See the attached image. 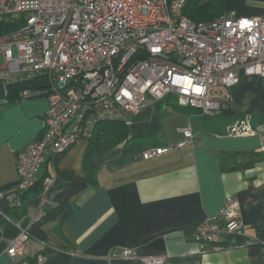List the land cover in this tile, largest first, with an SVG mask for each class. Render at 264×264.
<instances>
[{
  "label": "built area",
  "instance_id": "obj_1",
  "mask_svg": "<svg viewBox=\"0 0 264 264\" xmlns=\"http://www.w3.org/2000/svg\"><path fill=\"white\" fill-rule=\"evenodd\" d=\"M187 1L0 0V13L33 12L22 29L0 38L4 56L0 81L8 87L44 80L46 87L25 88L19 95H47L49 100L43 135L18 154L17 183L0 190V217L6 216L4 201L12 208L20 205L21 195L35 186L47 160L81 138H91L102 121L122 120L130 126L147 97L156 102L172 94L179 105L209 114L230 103V89L239 83L240 70L264 77V14L250 17L227 11L210 21H196L183 13ZM255 131L248 119L228 130ZM181 132L173 143L144 149L141 159L193 143L190 124ZM55 181L45 177L39 210L59 205ZM42 220L38 212L16 220L19 233L7 249L16 257L13 264L46 262L43 253L27 254L31 228ZM244 227L239 200L229 198L220 213L198 223L193 234L202 248ZM134 255L126 248L113 257Z\"/></svg>",
  "mask_w": 264,
  "mask_h": 264
},
{
  "label": "crops",
  "instance_id": "obj_2",
  "mask_svg": "<svg viewBox=\"0 0 264 264\" xmlns=\"http://www.w3.org/2000/svg\"><path fill=\"white\" fill-rule=\"evenodd\" d=\"M227 11L263 15L264 0H227ZM29 16V11L0 13V38L22 29ZM239 75V83L230 89L231 106L244 114L264 112V77L244 70ZM48 106L47 95L0 99V190L17 183L18 154L43 135ZM160 108L155 101L148 102L131 117L127 140L102 154H88L91 138H81L41 166L37 181L44 175L54 177L57 195L68 181L61 174L65 171L83 177L91 174L96 184H88L71 198L73 213L43 222L46 238L32 237L28 255L43 253L44 264H149L148 259H162L161 264H264V126L253 133H222L203 124L195 112L167 103ZM172 109L188 113H179L175 122L178 114ZM189 124L193 143L141 159L147 147L179 140ZM127 142L135 144L125 149ZM146 144L135 151L136 145ZM38 194L28 193L16 211L4 207L0 264H13L16 259L7 249L19 233L15 222L20 214L44 215L50 208L39 210ZM229 198L241 204L244 229L201 248L194 239L195 226L217 216ZM126 248L135 255L113 257Z\"/></svg>",
  "mask_w": 264,
  "mask_h": 264
},
{
  "label": "trees",
  "instance_id": "obj_3",
  "mask_svg": "<svg viewBox=\"0 0 264 264\" xmlns=\"http://www.w3.org/2000/svg\"><path fill=\"white\" fill-rule=\"evenodd\" d=\"M227 12V0H188L185 7L183 8V13L196 21H210L220 15ZM42 81V82H41ZM37 81V78H34L29 81L11 83L7 87V100L14 101L20 97V92L25 88H35V87H46L44 84L45 81ZM42 83V84H39ZM164 103L167 105H172L175 108L195 112L198 116L201 117L202 123L206 124L209 128H215L222 133H229L227 126L235 123L236 119L238 121L249 120L250 125L257 130L259 127L264 126V112H254L252 114H244L240 111H237L234 107L231 106V103L223 106L219 111L209 114H203L201 110L191 107H185L178 104L176 96L170 94L163 99L157 100L155 105L160 108ZM237 113V114H236ZM236 116L234 117V115ZM236 121V122H238ZM129 127L122 120H105L98 124L93 136L91 137V147L88 152L90 153H99L102 154L107 149L127 140L129 136ZM135 143H126L125 149L132 148ZM135 151H142L146 145H136ZM88 168V160L86 159V165ZM67 182L62 186V191L58 195L59 205L57 207L47 208L43 220L38 221L33 224L31 228V234L34 238L38 240H45L46 235L41 228L42 224L46 220H51L57 216L66 218L68 215L75 211V205L72 204L71 198L81 192L90 183L96 184L94 177L90 174L85 177L76 175L71 171H65L61 173ZM46 175L39 178L35 186L24 192L21 196L22 199L20 202H23L24 197L28 195L32 190H35L39 193L42 189L43 181ZM26 198V197H25ZM21 206L13 208L18 209ZM4 208V207H3ZM9 206L5 207L7 210ZM12 208V207H11ZM20 214V213H19ZM24 212L21 215H23ZM61 218V219H62ZM264 227V225H263ZM34 260V257L30 258Z\"/></svg>",
  "mask_w": 264,
  "mask_h": 264
},
{
  "label": "rangeland",
  "instance_id": "obj_4",
  "mask_svg": "<svg viewBox=\"0 0 264 264\" xmlns=\"http://www.w3.org/2000/svg\"><path fill=\"white\" fill-rule=\"evenodd\" d=\"M32 14H33V12H29V15H32ZM29 17H30V16H29ZM150 101H153V98H151V97H147V102H150ZM159 111H160L161 115H163L164 112H165V110H162V107L159 109ZM172 111H173L174 113L178 114V116L175 117V122L178 121V117L181 116L180 114H182V115H186V114L188 113V112L186 113V112L178 111V110H176V109H172ZM166 113H167V111H166ZM166 113H165V115H166ZM179 113H180V114H179ZM165 115H164V116H165ZM170 123H171V122H170ZM172 123H173V122H172ZM233 125H235V123L230 124L229 126H227V130H230V129L232 128Z\"/></svg>",
  "mask_w": 264,
  "mask_h": 264
},
{
  "label": "water",
  "instance_id": "obj_5",
  "mask_svg": "<svg viewBox=\"0 0 264 264\" xmlns=\"http://www.w3.org/2000/svg\"><path fill=\"white\" fill-rule=\"evenodd\" d=\"M0 99H7V87L4 82L0 81ZM3 207H7V202L2 203Z\"/></svg>",
  "mask_w": 264,
  "mask_h": 264
},
{
  "label": "snow or ice",
  "instance_id": "obj_6",
  "mask_svg": "<svg viewBox=\"0 0 264 264\" xmlns=\"http://www.w3.org/2000/svg\"><path fill=\"white\" fill-rule=\"evenodd\" d=\"M197 91H199V89H197Z\"/></svg>",
  "mask_w": 264,
  "mask_h": 264
}]
</instances>
